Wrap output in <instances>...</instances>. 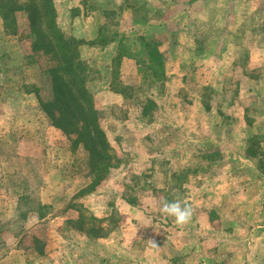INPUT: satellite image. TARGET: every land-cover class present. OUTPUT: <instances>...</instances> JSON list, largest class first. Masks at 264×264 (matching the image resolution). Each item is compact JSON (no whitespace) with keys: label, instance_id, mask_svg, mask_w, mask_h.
I'll return each instance as SVG.
<instances>
[{"label":"crops","instance_id":"crops-1","mask_svg":"<svg viewBox=\"0 0 264 264\" xmlns=\"http://www.w3.org/2000/svg\"><path fill=\"white\" fill-rule=\"evenodd\" d=\"M154 3L155 0H124L119 4L125 9L126 28H132L135 42H129V34L116 32L112 41L104 45L95 43L92 48L102 53L101 60L104 62L101 68L109 70V75L114 68V58L118 56L120 49H125L127 54L120 59V76L126 73L138 74L141 79L142 70L146 68L145 43L148 40L158 43L157 49L164 61L162 68L165 78L141 79L140 85L145 86L143 90L147 93L151 89L152 95L143 99L140 111L132 109L135 112L128 113L126 125L133 131L140 126L142 129L146 128L147 132L156 130L163 133L168 128L166 132L179 135L190 133L187 140L176 139L167 145L172 151L182 149L184 153L174 152L175 154H166L159 159L149 155L151 158L145 160L146 164L154 168L153 176L147 183L154 182V175L158 173L164 184L161 190L163 201H172V193L178 192L181 200L186 201L192 209L190 221L183 227H178L174 218L161 214L158 202H155V209L152 200L156 195L149 194L150 190L145 192L148 199L142 205L138 203L133 190L131 194H126L120 187H124L127 172L122 180L115 173L121 172L122 168L127 170L124 162L119 167L112 168V173L109 172L94 189L78 193L76 197L69 192L71 188L61 194L62 189L53 181L57 178L52 173L53 170L40 169L43 175L38 178L34 165L39 153L40 157L45 155L41 153L44 152L42 148L46 147V142L38 152V144L32 143L30 136L38 129L48 130L52 124L41 109L37 95L32 93L12 92L13 95L9 94L7 102L0 104V201L4 197H15L13 211L19 213L22 208L27 209L25 212L34 213L33 219L38 223L48 218L43 209L50 208V215L62 209L64 218L60 225L64 224L70 231L66 245L70 249L75 245L76 250L80 251L63 256V259L70 261L66 264H74L73 260L75 264H238L245 257L248 264H264V167L259 166L258 157H250L246 153L248 139L264 135V71L255 76L242 71L236 80L237 98L222 100L223 104L216 110L212 103L206 104L207 109L204 107L203 96L191 91L184 83L185 80H169L170 67L165 50L169 43L178 45L179 51L172 58L179 71L182 64L209 72L210 75L214 69L213 64L228 70L234 66L264 70V47L237 42L239 38L243 41L245 38H257L264 31V0H159L158 4ZM178 20L183 25L176 28L174 22ZM85 41L89 43L90 40ZM88 43L81 46L82 58L83 52L89 49L85 47ZM183 73L186 72L181 74ZM221 74H224L223 70ZM109 77L108 85L105 86L106 95L123 101L127 97L112 89L111 75ZM192 78L194 81L191 86L200 81L195 80L194 76ZM226 82L227 80H221L218 88L224 87ZM203 85H206L205 88L209 87L207 81ZM246 85L255 91L249 94L245 89ZM182 87L189 92V100L179 98L177 92ZM170 94L171 99H164L165 95L169 97ZM163 99L168 101L167 104L162 105ZM145 101L153 103L149 113H144ZM219 110L231 123L220 127L200 118L206 113L208 115ZM17 117L20 118L19 125L15 124L14 119ZM178 118L183 120L181 123L184 126L178 123ZM110 143L112 144L111 141ZM164 143L165 140L162 144ZM260 143L264 151V136ZM161 146L160 149H164ZM213 147L218 151V158L212 152H207ZM77 148L78 153L85 150L83 145ZM199 148L204 150L196 154ZM224 152H229L230 156H226ZM204 162L215 166L219 164L216 175H205L203 179L199 177V165ZM181 174L184 178L178 183ZM63 176L61 178L65 177ZM197 179H201L200 185H196ZM107 181L108 187L104 189L103 185ZM102 190V193L109 194L112 203L109 201L106 204L100 200ZM91 196L94 200L90 199ZM231 196L232 201L228 206L226 201ZM22 201H26L25 207L20 206ZM31 202L38 204L37 208L28 209ZM154 209L157 215L151 214ZM87 210L95 218L103 219L102 237L90 235L70 224V220H78L81 211ZM115 213L123 214L124 218L120 223L110 224L112 221L109 218ZM54 232L53 238L56 240L58 232ZM44 239L42 251L38 253L36 249H30V246L27 254L30 257L40 254L37 258L45 257L51 262L55 254L45 248L47 238ZM60 239H63L62 235ZM24 253L25 250L16 254Z\"/></svg>","mask_w":264,"mask_h":264},{"label":"rangeland","instance_id":"rangeland-1","mask_svg":"<svg viewBox=\"0 0 264 264\" xmlns=\"http://www.w3.org/2000/svg\"><path fill=\"white\" fill-rule=\"evenodd\" d=\"M123 1L124 0H55L57 21L61 29H63L67 34L81 37L85 40H90L88 43L89 45H85V47L89 49L86 50L87 52H83L84 59L82 58V60L87 66L86 74L87 79L89 80L88 89L94 98L95 106L99 111L102 125L104 129L108 131L107 133L110 141L114 145L124 164H126V168L128 170L127 171L126 169L122 168L121 172L115 171L120 180H122L124 173L127 172L125 178L126 180L124 181V187L120 188H122L126 194H131L133 190V194H135L134 196H136L138 203L141 205L145 204V201L148 199L146 198L147 196L145 192L150 190L149 194L156 195V197H153L154 201L152 200V202H158L161 206L163 201V195L161 194V190H163L164 185L163 179H159V174L156 173L154 175V182L150 181V183H147L149 178L153 176L152 171L154 168L146 164L145 160L151 157H156L158 159L164 158L163 156L166 154H175L174 152L184 153L182 149H175L172 151V148L170 146L167 147V145L176 139H181L182 141L187 140L188 137L190 138V133L185 132L180 133L179 135V133L175 132H166L168 128L163 133L156 130L147 132L146 128L142 129L140 126H138L137 130L135 129L133 131L127 127L126 119H128V113L135 112V110L132 109L140 111L142 109L143 104L141 102L144 101L143 99L152 95V93H150L151 89L147 93L145 90H143L145 86L143 87L140 85V81L141 79H146L142 76L140 79V75L138 74L126 73L120 76L119 81H121L124 85L126 83L129 84L127 85L128 97L124 98L123 101L118 100L117 98H110L108 95H106L107 90L105 89V86L108 85V80H110V71L101 68V65L104 62L101 60L103 58L102 53L98 50L94 51L92 48L93 44L91 42L98 36L112 37L116 34V32H120L122 35H124V32L129 34V37H127L129 42H135L136 37L132 32V28H126V15L124 14L125 9L123 5L119 6V4H121ZM151 1L153 2V0ZM158 1L159 0H155L154 4H158ZM17 22L18 30L16 33H6L3 26V21L0 17V104L3 101L7 102L6 100H8L9 94L13 95L12 92H16L17 94H31L27 93L26 91L33 90L34 86L36 85L40 87V99H43L44 101L51 100L53 97V90L51 88V79L48 77V68L52 65L53 61L49 56L42 53V51H34L33 39L30 35L27 14L24 12H18ZM174 23V27L176 28L183 25L182 21L180 20L175 21ZM207 38L209 37L207 36ZM207 38L205 39V42L207 41ZM240 41L244 42L245 45L248 46H259L263 48L264 31L260 33V35L258 34L257 38H245L244 41L239 38L237 42ZM165 50L167 51L166 57L170 67L169 74L171 77L169 80H185L184 83L190 87L191 91L196 93L198 92L201 96H203V100L205 101L204 107L207 108L208 106H206V104L212 103L215 107V110L218 108V106L223 104L222 100L225 99L226 101H230L233 100V98H237L238 86L236 80L238 74L242 73L243 71L245 74L247 73V75L255 76L260 73L262 74L264 71L251 70L249 66H247V69L234 66L228 70L225 67H223V69L220 66L216 67L215 64H213L214 69L212 70L211 75L209 72H202L197 68L194 69L193 67L190 68L188 67V64H182V69L179 71L178 68H176L172 58L173 54H177L179 51L178 45L176 43L175 45L174 43L173 45L169 43L167 44ZM222 70L224 71V74H221ZM182 72L186 73L181 74ZM192 73L194 74L192 75ZM193 76L195 80L198 79L200 81L191 86V82L194 81L192 78ZM205 78L206 80H204ZM221 80H227V82L224 83V87L221 86V88H218ZM204 81L209 83V87L205 88L206 85H203L205 83ZM245 89L249 94H252V92L255 91L248 85H246ZM177 94H179V98L189 100V92L185 89V87H182L181 90L177 92ZM171 97V94L169 97L165 95L164 99H171ZM12 98H14V96ZM164 99L162 100V105L167 104L168 102ZM31 107H33V105L30 106V108ZM252 109L256 110L255 108ZM214 112L215 113H210L208 115L206 113L200 118L207 119L214 126L220 127L225 123H231V120H229L228 117L220 110ZM14 120L16 121L15 124L19 125L20 118L17 117ZM182 121L183 120L181 118H178V123L183 125V123H181ZM51 126L52 127H48V130L44 128L41 130L38 129L35 131L37 134L33 133V135L30 136L31 142L38 144V152L41 151V148L46 142V147L42 148L44 152L41 153L42 155H45L40 157L39 153L36 160L37 164L35 163L34 165L37 169L38 178L41 176V174L43 175V172L40 169L44 170L45 168L48 170H53L52 173L57 177L54 178L53 181L62 189L61 194H64V192L71 188L69 192L73 193L76 197L78 196V193L81 194L83 191L84 193L87 192L85 190L89 189L88 186L95 177L94 171L90 167L91 165L88 163V152L84 148L85 150H80L78 153V148L75 149L72 147L74 144L73 137L70 135L67 136L62 130L53 125ZM139 130L141 131L139 132ZM40 131H42L43 136L40 135ZM145 133L147 135H145ZM259 136L262 139V136L264 135L260 134ZM142 139L144 144H146V147H144V144L142 145ZM164 140L165 143L163 145L162 142H164ZM161 145L164 147V149H160ZM49 147L51 148L49 149ZM203 150L204 149L199 148L196 154L202 153ZM207 152H212V154H215L217 156L216 158H218V151L214 147ZM224 153L226 156H230L229 152ZM149 155H151V157H149ZM219 168V164L215 166L212 163L204 162L199 165L200 171L198 175L202 179L205 177V175H216L215 172H218ZM110 173H112V171H110ZM61 176L64 178H61ZM107 176L108 174H106L105 177ZM182 178H184L183 174H181L178 183H181ZM195 182L196 185H200L202 181L201 179H197ZM6 184H9V181H6ZM107 184H109V181L104 183V189L108 187ZM154 187H156V189ZM82 188L84 189L80 191ZM152 189H155V193L151 192ZM103 191L104 190L97 192H100L101 194ZM90 199L94 200L92 196ZM15 200V197H4L1 198L0 201V264H66L70 261H68V259L65 260L66 258L63 259V256L66 254L68 255L69 253L73 254L75 251L80 252L78 249L76 250L75 245L72 246V249L66 245L68 242L67 236L69 235L70 231L69 229L65 228L66 226L64 224V226L62 224L60 225V222L64 218L62 209L61 211L54 212L51 215L50 208L43 209L42 211H45L44 213L48 218L38 223V221L33 219L35 218L34 213L27 214L25 212L27 209L23 210L22 208L21 212H14L13 208L15 207ZM100 200L107 204L109 201L111 202L112 199L106 192L102 193ZM231 201L232 196L226 201L228 206H230ZM118 203L119 202H117V204ZM21 205L22 207H25L26 201H22L20 206ZM37 205L38 204L31 202V205H29L27 208H37ZM156 208L157 204L155 203V209ZM155 209L152 213L150 212L152 215H157V211H155ZM27 215H29L31 218H29V216L27 218ZM85 215L87 218H89L91 213L87 210L85 211ZM122 215L115 213L113 216L114 221L110 224L120 223L122 221ZM3 220L5 223H3ZM54 231L58 232V239L56 240L53 238V236H55ZM61 235L63 239H60ZM36 237H38V239ZM44 238H47V244L45 248L55 254V256L51 258V262H49L48 259H45V257L37 258L40 254H33L34 257H30V254H27L30 246H32L30 249H36L38 253L42 251L44 249ZM72 240L74 241V238H72ZM62 242H65L63 243L64 245ZM24 250L26 253L18 255L20 251ZM117 252H119V249ZM26 258L29 260L26 261ZM246 259L247 257L243 258L238 264L241 262L242 264H248ZM72 263L75 264V260H73ZM232 263L233 262H230L229 264Z\"/></svg>","mask_w":264,"mask_h":264},{"label":"trees","instance_id":"trees-1","mask_svg":"<svg viewBox=\"0 0 264 264\" xmlns=\"http://www.w3.org/2000/svg\"><path fill=\"white\" fill-rule=\"evenodd\" d=\"M18 12L27 14L34 51H42L53 61L48 68V77L51 79L53 90L52 99L48 101L40 99L38 85L26 92L37 95L41 109L53 126L62 130L67 136L73 137V148L76 149L79 145H83L87 150L88 163L95 174L94 180L88 186L89 189L85 190L88 192L94 189L112 168H117L123 163L115 147L109 141L94 98L88 89L87 66L81 57V46L88 42L69 35L61 29L57 21L55 0H0V17L6 33L14 34L18 30ZM112 39L114 36H98L91 43L104 45ZM145 45L144 51L147 59H144L146 68L142 70V77L150 80H164L165 71L162 68L164 61L157 49L158 43L155 40H148ZM124 54H127L125 49H120L118 56L114 58V68L110 74L111 87L114 91L128 97V86L119 81L120 59ZM143 108L144 113H149L153 108V103L148 101ZM248 141L247 155L258 157L259 166L264 167V151L260 143L262 139L257 135L251 136ZM113 216L114 214L109 218L112 222L114 221ZM102 223L103 219L95 218L93 215L87 218L85 211H81L78 220H70V224L96 237L103 236L104 230L100 225Z\"/></svg>","mask_w":264,"mask_h":264},{"label":"clouds","instance_id":"clouds-1","mask_svg":"<svg viewBox=\"0 0 264 264\" xmlns=\"http://www.w3.org/2000/svg\"><path fill=\"white\" fill-rule=\"evenodd\" d=\"M172 195L174 197L172 201H168L167 199L162 201L159 211L165 216L174 218V223L178 227H183L190 221L192 209L186 201L181 200L178 192L174 191ZM152 244L156 245L153 241Z\"/></svg>","mask_w":264,"mask_h":264}]
</instances>
